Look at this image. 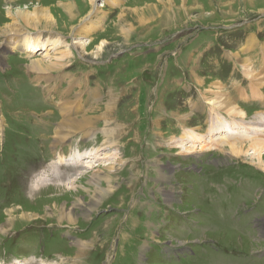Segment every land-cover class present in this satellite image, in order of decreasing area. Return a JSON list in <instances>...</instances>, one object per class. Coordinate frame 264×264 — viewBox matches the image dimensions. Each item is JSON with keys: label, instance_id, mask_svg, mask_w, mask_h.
Listing matches in <instances>:
<instances>
[{"label": "rangeland", "instance_id": "rangeland-1", "mask_svg": "<svg viewBox=\"0 0 264 264\" xmlns=\"http://www.w3.org/2000/svg\"><path fill=\"white\" fill-rule=\"evenodd\" d=\"M114 1L96 0L85 25V0H0V264H264V157L262 170L248 155L264 143V0ZM68 2L70 13L60 8ZM34 7L55 20L38 25L51 28L38 36L50 44L11 51L7 15ZM77 29L85 37L73 38ZM251 36L260 48L244 46ZM86 39L102 60L83 50ZM56 52L67 57L49 78L25 67ZM246 64L259 74L252 81ZM216 83L242 118L211 107ZM62 98L81 105L74 117L104 100L110 113L54 146ZM234 145L248 153L233 155Z\"/></svg>", "mask_w": 264, "mask_h": 264}, {"label": "bare ground", "instance_id": "bare-ground-1", "mask_svg": "<svg viewBox=\"0 0 264 264\" xmlns=\"http://www.w3.org/2000/svg\"><path fill=\"white\" fill-rule=\"evenodd\" d=\"M84 2V0H82ZM86 3H87V6H88V11H87V15L85 17H82L83 19V22L85 25L88 24V20L86 19H90L91 16L89 15L91 13V11H93L95 8L94 4H95V1L96 0H85ZM158 4L162 5V7L166 8V4L167 5H171V2L172 0H155ZM110 2V1H109ZM114 2H117L116 0ZM74 5V2H68L67 4H61L60 5V8L62 9L63 12H66V13H70V10L72 9ZM153 10V9H157L156 5H152V4H149L148 1H146V5H145V10ZM61 11V12H62ZM10 13V12H7L6 15ZM7 17H9L11 20V24L9 25H5L4 26V32L5 34H12V36L16 39H14L11 43L10 41H8V43H10L7 47L11 49V51H18L19 50H24V51H28V55L33 52V50H35V48H37V45L38 44H41V46H43V48L45 47L46 45V48H47V45H49V39H45L43 40L42 42H40V30H47V31H51V28H46V27H39L38 25L40 24L41 21H45L47 20L49 23H51V26L54 25L55 23V20L54 18L50 15V12L48 13L46 10H42L40 9V7H34L32 9H28V8H23V9H15L13 11L12 14H8ZM74 16L70 18V20H73ZM142 20V19H140ZM81 21V18L79 19L78 22ZM95 21V20H94ZM77 22V23H78ZM82 22V21H81ZM81 24V23H80ZM47 25L46 23L44 24V26ZM83 25V24H82ZM81 25V26H82ZM66 27V26H65ZM71 30V28H70ZM31 31H38L39 34H36L35 36H30V34L28 35L29 32ZM129 31V30H127ZM24 34V35H21L19 36L20 34ZM81 34L82 37H85L84 34L85 32L84 31H81V33H78V29L76 30L75 32V35L73 36V38H77V36ZM11 36V35H10ZM39 36V37H38ZM72 38V39H73ZM78 40V39H76ZM45 42V43H43ZM86 45H83L82 48L84 51H86V49H89L91 47H93V52L91 53L92 57L94 60H102L100 59L99 57L101 56V52H102V49L99 46L95 47V42H92V41H88V39L85 40ZM76 43H79V41H74V43L72 42V44H76ZM251 45V47H258L260 48V43L259 41H257V39L255 38V36H251V38H248L246 39V42L244 44V46H249ZM243 46V47H244ZM51 49V48H49ZM48 49V50H49ZM259 50V49H258ZM261 51L262 53H264V44H262V47H261ZM40 52V51H39ZM41 53V52H40ZM49 53V52H48ZM234 57H236L237 59L240 58L238 55V57L234 54L233 55ZM62 57L66 58L67 55L65 56V54H60L59 52H56L54 54H52L51 56L49 55L48 57H44L43 60H45V58H47L46 61H43V60H30L28 61V63L26 64L25 67H27L28 71H31V72H34V73H38V76L41 77L42 74L43 75H46L48 78H49V75L50 74V70L53 69V70H58L60 68V66L54 68V64L56 62H61L62 60ZM263 58H264V55H263ZM242 58H240L241 60ZM65 66V63L63 62V65L62 67ZM245 69L243 70L244 71V75L247 77H249V81H252L254 78H255V75L256 76H259V74H253V71L249 72V67H248V64L245 65ZM251 68V67H250ZM60 70V69H59ZM58 70V71H59ZM256 71V70H255ZM46 73H49V74H46ZM264 76V72L263 73H260ZM29 78H30V81L35 83L36 86L39 87V89L41 90V97L43 98L42 102L44 103V105H46V103H54L53 106H56L59 105V101L57 98H55L54 95H51L49 93V89L47 88V86L44 84V82H42L41 78L40 80L36 81L35 78L32 77L31 74H28ZM36 79H39V78H36ZM264 79V77H261V78H258L257 81H260ZM203 84H204V81L202 80L201 81ZM76 83V82H75ZM259 83V82H258ZM62 86V85H61ZM212 88H215V90L217 89V91H215L214 89L213 90H209V91H206V93L210 94L212 97V101L210 102V105L211 107H214V108H220V107H223L227 110V113H234L236 112L237 115H240L243 116L242 114V110L240 111L239 109L235 108L232 104H230L226 98H224L223 94L221 92H219V88H221V86L219 84H215V85H212L211 86ZM260 88H261V85H260ZM219 89V90H218ZM222 90V89H221ZM220 90V91H221ZM92 93V92H91ZM110 93V92H109ZM254 93V92H252ZM207 94V96H208ZM92 99H93V96L94 94L92 93ZM66 96V95H65ZM112 94L110 93V98H111ZM210 97V96H209ZM207 98V97H205ZM261 98L263 99L262 95H261ZM63 99V98H62ZM61 99V100H62ZM67 99V98H66ZM228 99V98H227ZM229 100V99H228ZM232 102V101H231ZM75 104H77L75 106ZM235 105V104H234ZM52 106V107H53ZM101 108L99 109V111L97 112H94V111H91V110H96L97 108H94V107H90L89 111L91 112H88L87 114H83L82 116H78V117H74L75 114H77L80 110L77 111V109L79 107H81V105H79V103H76V101L74 102H66L64 99L62 100L61 102V105L59 107L60 109V114H61V118L58 120L57 122V126H56V129H55V137H53V140H54V143L53 145L54 146H59L60 144H62L63 142H65L66 140H68L70 138V136H72L73 134H76L77 132H80V131H87V133L90 131V129L94 126V121H95V117L96 119H98L99 117H104V116H108L107 114L110 113L109 112V106H110V102L108 100H104L103 104L100 105ZM76 109V110H75ZM216 110V109H215ZM223 111V110H222ZM51 112V111H49ZM96 113V114H95ZM46 115V114H45ZM74 115V116H72ZM187 116V114H186ZM258 116V115H257ZM218 117V116H217ZM255 117H256V114H255ZM36 118H41V116L39 115V117H37V115H35L34 117H32L33 120H36ZM215 118V117H214ZM242 118V117H241ZM260 119V117H258ZM264 118V117H263ZM263 118L261 120H263ZM1 120V118H0ZM48 122H52V121H48ZM232 122V121H231ZM215 123V122H214ZM246 123V122H245ZM255 123V122H254ZM263 126V125H262ZM216 127V126H215ZM228 126L225 125L224 128H226ZM41 128V127H39ZM247 128V127H246ZM38 129V128H37ZM116 129V128H115ZM256 129V128H255ZM104 131H102V133L109 137L111 139V141L114 140L115 138V133H112L111 132H107L105 131V129H103ZM250 130V129H248ZM261 130V129H260ZM222 131V130H221ZM32 132V129L29 130L28 133H31ZM188 132V131H187ZM215 132H218V131H215ZM235 132V131H234ZM238 132V131H237ZM250 133V131H249ZM259 133V131H258ZM247 134V133H245ZM254 134V132H253ZM88 135V134H87ZM194 135V134H193ZM227 135V134H226ZM226 135H224V137H226ZM262 135V133H261ZM260 136V134H259ZM264 136V135H263ZM89 137V136H88ZM251 137V136H250ZM256 137V136H255ZM183 138V137H182ZM187 138V137H186ZM38 139H41L39 138L38 136ZM52 140V141H53ZM257 140V139H256ZM264 140V139H263ZM48 141V140H47ZM75 141V139H74ZM110 141V140H109ZM205 141V140H204ZM69 142V145L70 147H73L75 148V144H73L72 142L68 141ZM264 142V141H263ZM44 143V142H43ZM84 144V143H83ZM111 145H115L113 142H110ZM264 143H261V142H258V141H253L252 143H250L251 147H249L252 151V153L248 154L250 155V160H253V161H249L250 164L252 165H255L257 168L259 169H262L263 170V167L261 166L263 163H261V161L263 160V157H264V146H263ZM257 145H259L257 147ZM232 146V145H231ZM62 146L58 147V148H61ZM193 147V146H192ZM187 148V147H186ZM186 148H184V150H187ZM195 149V148H194ZM246 148H243V147H231L229 148L228 150L233 154V155H236V156H240V155H246L248 153L247 150H245ZM78 150V149H77ZM103 150V149H101ZM107 150V149H106ZM199 151V150H198ZM78 152H80L78 150ZM92 151H89L88 153H90ZM229 152V153H230ZM81 153V152H80ZM93 153L95 154H99L100 153V150L96 151L93 150ZM92 153V154H93ZM228 153V154H229ZM61 154L63 153H55V161H57V159H59L58 162H62L64 163V166H66L65 162L67 161L66 158H64V156H60ZM75 156H76V153H75ZM81 158H85V156L83 157V154H80L78 155V159L80 161L84 160V159H81ZM89 158V157H88ZM70 160V159H68ZM76 159V161L73 163H70V166H73L75 163L77 162H80ZM41 163L44 164V162L41 161ZM255 163V164H254ZM50 164V163H49ZM49 166V165H48ZM87 166V165H86ZM110 165H107V168L109 167ZM45 167V165H43L42 167L38 168V170H41ZM61 167V166H60ZM106 167V166H105ZM65 169H68V168H65ZM170 169V168H168ZM36 169V172L38 171ZM49 170L52 171L54 170L53 166L49 167ZM102 170V169H100ZM35 171V170H34ZM106 171V170H105ZM47 172V171H46ZM56 172H58V175L61 176V177H65V174L61 171H58L57 170V167H56ZM105 173V172H104ZM107 173V172H106ZM23 174V173H22ZM48 174V173H47ZM97 176V175H96ZM108 173L107 175H105V180L108 178ZM41 178H46V179H49L47 176H42L40 175V179ZM53 178V177H52ZM60 178V177H59ZM27 180V179H26ZM78 180V179H77ZM101 180V179H100ZM75 181V180H73ZM72 181V182H73ZM96 181V180H95ZM107 181H109V179H107ZM17 182V181H16ZM38 182H40V180H38ZM44 182V180L42 181ZM71 182V183H72ZM19 183V182H18ZM70 183V184H71ZM92 183V182H91ZM32 184V182H31ZM42 184V183H41ZM5 185V184H4ZM19 185V184H18ZM45 185V184H44ZM42 185V186H44ZM22 186V185H21ZM6 187V186H5ZM17 187V186H16ZM20 187V186H19ZM40 187V186H39ZM66 189L70 188L68 187L67 185L65 186ZM22 188V187H21ZM31 189V187L29 188ZM34 189V188H33ZM38 189V188H37ZM101 191V190H99ZM32 192L35 193L34 190H32ZM25 195V194H24ZM169 196V195H168ZM167 196V197H168ZM2 203V201H1ZM56 209L58 210V208L56 207H53V210L56 211ZM15 210L12 209V210H8L7 211V214L8 215L7 217L9 218V216H11L12 214H14ZM74 210H70V213H68V215L70 217H74L73 213ZM63 216V215H62ZM6 219V221H9V219ZM11 221V220H10ZM0 232H3L2 229H0ZM1 234V233H0ZM80 241V240H79ZM79 244H81V248H83L84 246H88L89 244L87 242H80ZM81 248L79 250H81ZM28 261V260H27Z\"/></svg>", "mask_w": 264, "mask_h": 264}]
</instances>
